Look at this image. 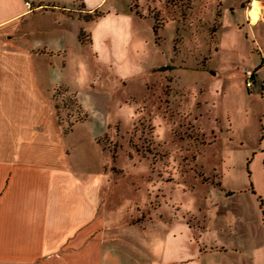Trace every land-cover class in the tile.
<instances>
[{"label":"rangeland","instance_id":"374dc122","mask_svg":"<svg viewBox=\"0 0 264 264\" xmlns=\"http://www.w3.org/2000/svg\"><path fill=\"white\" fill-rule=\"evenodd\" d=\"M55 2L44 9L77 17L70 28L85 31L74 61L67 56L75 90L48 95L62 132L82 123L76 133L93 134L80 149L104 175L113 210L130 222L168 223L176 212L193 220L251 184L264 200V0H103L93 13L83 0ZM252 6L261 9L255 24ZM108 10L119 16L97 29H118L114 61L94 62L83 51L88 20Z\"/></svg>","mask_w":264,"mask_h":264},{"label":"crops","instance_id":"0c3cea01","mask_svg":"<svg viewBox=\"0 0 264 264\" xmlns=\"http://www.w3.org/2000/svg\"><path fill=\"white\" fill-rule=\"evenodd\" d=\"M102 1L83 0L82 9L93 13ZM47 4L58 3L0 0V264H264V200L252 184L227 190L200 216L182 207L193 220L176 212L168 223L130 222L112 209L104 175L80 149L93 134L78 135L82 123L62 132L48 95L59 85L75 90L67 56L74 61L85 30ZM110 15L119 16L88 20L83 51L94 62L114 61L118 29H97ZM261 130L263 139L264 119Z\"/></svg>","mask_w":264,"mask_h":264},{"label":"bare ground","instance_id":"6f19581e","mask_svg":"<svg viewBox=\"0 0 264 264\" xmlns=\"http://www.w3.org/2000/svg\"><path fill=\"white\" fill-rule=\"evenodd\" d=\"M248 16L251 24H255L260 19L261 9L258 6H252L248 9Z\"/></svg>","mask_w":264,"mask_h":264},{"label":"built area","instance_id":"2783aa9c","mask_svg":"<svg viewBox=\"0 0 264 264\" xmlns=\"http://www.w3.org/2000/svg\"><path fill=\"white\" fill-rule=\"evenodd\" d=\"M25 4L27 5V7L28 8H30L32 5H31V3L30 2H28V1H26L25 2ZM247 73H248V75H249V78H253V74L251 73V72H249V71H247ZM247 84L249 85L250 84V82L249 81H247Z\"/></svg>","mask_w":264,"mask_h":264}]
</instances>
